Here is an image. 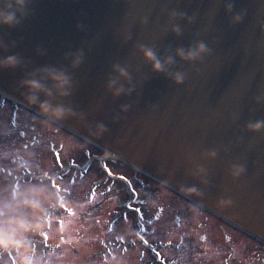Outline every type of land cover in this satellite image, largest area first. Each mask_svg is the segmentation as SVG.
<instances>
[{
  "label": "water",
  "instance_id": "1",
  "mask_svg": "<svg viewBox=\"0 0 264 264\" xmlns=\"http://www.w3.org/2000/svg\"><path fill=\"white\" fill-rule=\"evenodd\" d=\"M9 13L11 71L49 57L26 78L66 73L59 96L103 117L114 106L115 140L264 233V0H0Z\"/></svg>",
  "mask_w": 264,
  "mask_h": 264
},
{
  "label": "rangeland",
  "instance_id": "2",
  "mask_svg": "<svg viewBox=\"0 0 264 264\" xmlns=\"http://www.w3.org/2000/svg\"><path fill=\"white\" fill-rule=\"evenodd\" d=\"M7 114L8 111L6 110L0 112V165L5 166L3 171H6V173H19L27 168L32 170L47 168L50 165V147L57 151L62 162L66 164L69 162L81 164L85 161L86 155L90 157L91 152H87L85 146L53 128L38 121L35 123L29 122L26 119L27 116L24 114L17 116V119L10 125L9 121L7 122ZM111 167L114 172L129 178L132 187L140 195L142 199L140 204L142 205L136 216L139 219V223H152L150 225V228L153 227L151 240L160 242L164 239V241L169 239L171 236L168 237L164 234V228L166 225H170V223H180V227L185 226V223H218L209 216L200 214L195 208L177 197L134 175L124 167L116 164ZM30 186L28 185L27 188ZM69 187L77 194L82 192L80 189L81 185L78 182L69 184ZM72 191H70L68 199L74 206L80 205L81 200H78V197ZM120 193L121 191L117 188L108 196H104V200L102 198L98 199L97 204L94 202L91 204L83 202L76 216L72 217L73 219H69L65 215L59 216L62 217L61 223H63L64 234L58 235L56 234L58 233L57 231L53 234L57 237L62 236L63 239H69L68 241L73 242V248L76 247L79 254L75 255L76 252H72L67 245L64 249L61 264H96L97 262L103 264L104 258L98 257L95 254L99 248L101 250L103 248L101 245L102 239L104 241L108 240L105 242L107 243L117 238L128 239L136 236L137 230L129 224L132 223L131 217L128 216L125 219L114 222L124 223L117 227L112 225L114 223L110 221L117 211L124 208ZM11 194L12 189L9 184L4 186L3 181H0V200L1 195L8 200ZM128 202L132 203L130 199ZM175 219H178V221H175ZM150 228L144 227L143 232L146 234L151 233ZM107 232L108 236L105 237ZM115 235L119 236L114 237ZM94 236L98 237L97 243L92 239ZM191 238L196 240L195 234L192 233ZM249 243L252 244V242L234 232L232 252H234V257L238 260L239 264L248 261L250 256L256 253L253 246ZM96 244L97 246H95ZM194 246L190 248V257L199 263L200 259L204 257L205 251L201 250L199 252V244L197 243H194ZM208 248L206 249L207 251L209 250ZM46 249L44 248V250ZM134 249H137V247H134ZM37 251V248H35L33 256L35 259H38V256L35 257ZM225 251L227 249L222 248L221 252ZM45 253L48 255L49 251H45ZM81 253L82 255H80ZM132 257H134L133 253H130L126 259L129 261Z\"/></svg>",
  "mask_w": 264,
  "mask_h": 264
},
{
  "label": "clouds",
  "instance_id": "3",
  "mask_svg": "<svg viewBox=\"0 0 264 264\" xmlns=\"http://www.w3.org/2000/svg\"><path fill=\"white\" fill-rule=\"evenodd\" d=\"M13 21V14L9 13L0 16V22L9 23ZM204 45L201 44L197 51H189L188 57H194L198 51L203 50ZM149 59L153 58L151 51L146 53ZM77 58L74 63H78ZM7 64H14L15 57H8L5 61ZM153 67L155 70H161L163 65L159 60H155ZM48 75L54 82V86L61 94H67L70 82L69 76L56 70H48ZM182 76H177V80ZM25 85L33 90H41L44 86L41 80L30 79L24 82ZM119 91V90H118ZM30 102H35L36 95H30ZM42 111L50 112L54 118L63 117L67 110L62 106L53 108L47 101L41 104ZM254 127L259 128L260 123L257 122ZM45 175H47L45 173ZM43 179V177H41ZM47 186L31 185L27 189L15 188L8 200H0V257L7 256L4 264H40V261L34 258L35 242L31 238L32 233L47 236L50 228L48 211L50 208L59 205V199L52 202L46 195ZM63 239V237H62Z\"/></svg>",
  "mask_w": 264,
  "mask_h": 264
},
{
  "label": "flooded vegetation",
  "instance_id": "4",
  "mask_svg": "<svg viewBox=\"0 0 264 264\" xmlns=\"http://www.w3.org/2000/svg\"><path fill=\"white\" fill-rule=\"evenodd\" d=\"M194 226H195V227H194L195 230L203 232V229H204L203 224H201V223H196ZM190 232H191V231H190ZM198 239H199V241H203V240H204V237L199 236ZM187 241H188V239H187ZM209 241L212 242L211 239H210ZM225 241L227 242L228 239L225 238ZM219 252H220V251H218V253H219ZM181 255H182L181 257H182V260H183V261L181 260V263H180V264H190V252L182 253ZM185 257H186V258H185ZM233 261H234V260H233ZM254 263H255V264H264V259H263V258H259V256H257V257H256V261H254ZM198 264H209V263L206 262V258H202V259H200V262H199ZM210 264H211V263H210ZM226 264H227V263H226Z\"/></svg>",
  "mask_w": 264,
  "mask_h": 264
}]
</instances>
